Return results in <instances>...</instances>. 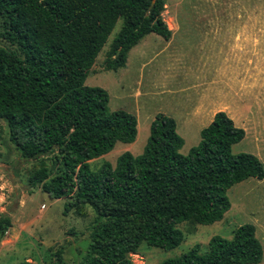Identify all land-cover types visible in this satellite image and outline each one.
Listing matches in <instances>:
<instances>
[{
  "label": "trees",
  "instance_id": "trees-1",
  "mask_svg": "<svg viewBox=\"0 0 264 264\" xmlns=\"http://www.w3.org/2000/svg\"><path fill=\"white\" fill-rule=\"evenodd\" d=\"M164 0H0V118L8 139L25 159L50 155L53 174L41 162L29 186L67 207L88 206L95 214L87 255L80 264H132L141 242L163 250L182 241L181 222L209 225L230 203L226 191L247 178L262 179L258 158L231 153L244 131L223 111L199 131L186 154L173 118L151 119L140 154H119L95 170L88 161L115 143H131L135 117L107 110L108 95L84 84L115 23L104 67H124L128 51L149 33L167 40L161 18ZM66 209V207H65ZM9 224L0 215V236ZM252 224L238 225L230 238L212 235L201 250L157 264H258L262 247ZM60 250L54 263L62 264ZM27 264V263H22Z\"/></svg>",
  "mask_w": 264,
  "mask_h": 264
},
{
  "label": "rangeland",
  "instance_id": "rangeland-1",
  "mask_svg": "<svg viewBox=\"0 0 264 264\" xmlns=\"http://www.w3.org/2000/svg\"><path fill=\"white\" fill-rule=\"evenodd\" d=\"M160 15L165 23L171 25L173 19L179 25L170 41L149 33L128 51L124 67L106 70V51L119 28L118 20L87 73L84 84L106 91L108 111L123 110L136 119L134 141L117 142L106 154L89 160L92 170L104 161L113 165L122 152L140 154L149 123L157 113L177 123L178 135L183 139L178 151L186 154L199 141L196 128L202 127L182 121L185 101L194 94L189 87L207 83H213L215 88L228 85L224 60H229L226 56L230 52L226 48L232 45L233 32L239 28V23L233 22H255L253 29L257 36H264V26H261L264 0H164ZM209 20L220 23L208 28L204 22ZM0 45H5L1 39ZM216 67L219 70L213 72ZM255 67L254 100L258 107L255 105L254 112L251 111L250 121H242L245 117L241 113L233 116L234 121L229 117L244 131L243 138L230 151L251 153L264 168V59H256ZM229 84L233 86L231 81ZM224 93L230 100L229 89ZM251 97L252 92L247 94V101ZM41 162L50 177L54 168L51 156L23 158L9 141L6 122L0 118V215L9 219L0 236V264H53L57 249L61 251L62 264H80L87 255L95 214L88 206L67 207L69 198H51L41 191L39 184L29 186L27 177ZM226 196L230 207L220 220L209 225L181 222L177 227L183 239L178 246L163 250L141 242L134 253L128 254L132 264H157L177 257L196 243L202 250L212 235L230 238L232 231L244 223L254 226L262 247L258 264H264V178H247L235 183L226 191Z\"/></svg>",
  "mask_w": 264,
  "mask_h": 264
},
{
  "label": "crops",
  "instance_id": "crops-1",
  "mask_svg": "<svg viewBox=\"0 0 264 264\" xmlns=\"http://www.w3.org/2000/svg\"><path fill=\"white\" fill-rule=\"evenodd\" d=\"M237 21L233 23H239L237 25L239 28L233 32L232 45L226 48L230 52L226 56L229 60H224V68L229 75V79H226L228 85L215 88L213 83H207L189 87L188 90H192L194 94L191 95L189 100L185 101V105L183 106L182 121L184 123L192 125L200 124V127L202 126L201 128H203L211 121L214 113L217 111L225 112L233 121V116L241 113L245 117L242 121H250L251 111L254 112L256 105L254 100L255 60L264 59V36H257L258 33L253 29L256 26L255 22L246 20ZM219 23L216 20L204 22L208 28ZM166 25L171 31L170 37L167 39L170 41L173 36V30L177 29L179 25L173 22V19H171V25L169 23H166ZM261 26H264V22H262ZM224 56L225 53L221 57L224 59ZM229 62L231 65H228ZM218 70L219 67L213 68V72H217ZM230 81L233 86H230ZM228 89L231 92L230 100L226 95L224 96V92ZM250 92H252V97L247 101V94ZM256 107L258 106L256 105ZM176 124L175 130L179 133L176 129ZM201 128L197 127L196 131L199 132Z\"/></svg>",
  "mask_w": 264,
  "mask_h": 264
}]
</instances>
